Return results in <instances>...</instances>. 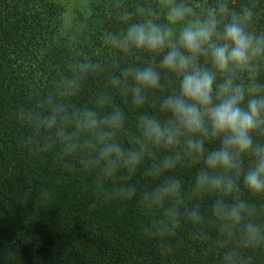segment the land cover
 <instances>
[{
	"label": "trees",
	"instance_id": "1",
	"mask_svg": "<svg viewBox=\"0 0 264 264\" xmlns=\"http://www.w3.org/2000/svg\"><path fill=\"white\" fill-rule=\"evenodd\" d=\"M192 2L199 7V0ZM252 3L256 30L264 31V0H233L237 8ZM149 8L163 19L156 0H81L69 16L61 0H0V264H221L228 250L251 257L252 264H264V246L240 247L241 228L235 237H227L211 212L217 199L231 202L238 196L255 205L256 215L250 219L264 226V195L249 193L241 182L239 192L228 198L220 193L194 197L203 161L184 156L175 169L151 176V166L171 154L162 148L153 149L131 178L121 173L102 192L95 172L58 150L43 148L37 133L19 119V113L41 110L40 102L52 97L65 78L78 75L76 94L56 99L70 111L92 108L100 116L120 109L125 126L115 139L125 150L136 146L140 115L167 120L159 106L165 95L176 91L173 75L161 73L164 88L146 91L142 107L110 84L124 69L152 62L146 53L124 54L106 42L108 33L125 30L123 10L133 13L131 22H136ZM88 61L100 67L80 72L78 65ZM101 95L110 102L98 104ZM249 166L245 158L244 167ZM169 175L180 179L182 193L167 206L178 207L182 217L198 208L203 219L200 224L185 219L173 235L154 237L148 229L161 227V210L146 212L137 197ZM119 184L134 185L137 197H112L111 187Z\"/></svg>",
	"mask_w": 264,
	"mask_h": 264
},
{
	"label": "clouds",
	"instance_id": "2",
	"mask_svg": "<svg viewBox=\"0 0 264 264\" xmlns=\"http://www.w3.org/2000/svg\"><path fill=\"white\" fill-rule=\"evenodd\" d=\"M156 4L163 11L162 20L149 8L142 11V20L131 22L133 13L123 10V33L106 35V42L124 54L143 52L153 58L110 80L112 87L130 94L136 106L145 104L146 91L164 88L162 72L177 80L176 91L165 95L159 106L167 120L139 116L135 147L125 150L115 139L125 126L120 109L100 116L92 108L70 111L56 99L76 94L78 75L65 78L52 97L40 102L41 110L19 113V119L37 133L43 148L58 150L62 157L77 159L85 170L95 172L102 192L106 182L121 173L131 178L153 149L162 148L171 154L151 166V176L175 169L184 156L203 161L195 176L194 197L220 193L228 198L239 192L241 182L249 193L264 195V142L259 139L264 138V31L255 27L256 4L239 8L233 0H199V7L192 0H156ZM99 67L91 61L78 65L80 72ZM110 99L101 95L97 103ZM209 144L211 148L206 147ZM181 145L182 152L172 151ZM245 158L251 162L247 168ZM181 193L180 179L169 175L139 197L130 184L112 186L109 194L120 200L136 196L146 212L160 209L161 227L148 231L164 237L173 235L185 219L202 222L198 208L182 217L178 207L167 206ZM211 212L227 237H235L241 228L240 247L264 246V226L250 219L256 215L255 205L238 196L231 202L217 199ZM221 264H252V258L228 250Z\"/></svg>",
	"mask_w": 264,
	"mask_h": 264
},
{
	"label": "rangeland",
	"instance_id": "3",
	"mask_svg": "<svg viewBox=\"0 0 264 264\" xmlns=\"http://www.w3.org/2000/svg\"><path fill=\"white\" fill-rule=\"evenodd\" d=\"M57 1H60V0H57ZM61 2H63V6L65 7L66 9V14L69 16V15H72L74 12L77 11V9L75 11H73L71 13V11L73 10L74 6L76 4H79L81 3V0H61ZM84 6V5H83ZM83 6L81 8H78V9H82ZM71 13V14H70ZM96 14V12H95Z\"/></svg>",
	"mask_w": 264,
	"mask_h": 264
}]
</instances>
